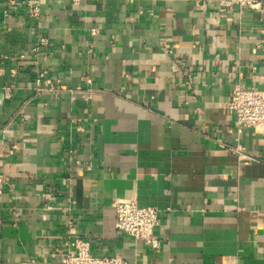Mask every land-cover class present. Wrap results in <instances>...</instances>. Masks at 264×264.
<instances>
[{
    "label": "crops",
    "instance_id": "crops-1",
    "mask_svg": "<svg viewBox=\"0 0 264 264\" xmlns=\"http://www.w3.org/2000/svg\"><path fill=\"white\" fill-rule=\"evenodd\" d=\"M23 1L0 0V264H62L73 235L135 264H264V132L238 158L226 106L264 87V8ZM122 198L158 209V249L116 231Z\"/></svg>",
    "mask_w": 264,
    "mask_h": 264
},
{
    "label": "built area",
    "instance_id": "built-area-1",
    "mask_svg": "<svg viewBox=\"0 0 264 264\" xmlns=\"http://www.w3.org/2000/svg\"><path fill=\"white\" fill-rule=\"evenodd\" d=\"M79 1L82 0H71L72 3ZM23 3L27 7L29 16L38 15L37 3L28 0L23 1ZM216 4L221 11H226L234 6L240 9L260 10L264 8V3L260 0H216ZM39 41L40 43L46 42L45 38H40ZM33 51L37 52L38 49L34 48ZM21 57L23 56L21 55ZM45 74L46 70L42 69L35 79V91L38 94L56 91V85ZM71 91L73 93L85 92L81 86H76ZM226 106L233 114L235 146L230 149L238 158H245L247 155L240 147L243 131L252 129L257 133L264 132V87H243L239 83H235L232 97ZM111 205L115 213L114 227L118 233L130 236L150 250H156L160 247V239L154 232L155 227L159 224V214L156 207L139 206L136 201L124 198L113 201ZM66 225L69 227L71 223L68 221ZM69 231L68 229L67 233ZM66 247V251L60 257L62 264H135L116 254H94L91 251L89 241L79 235H73L67 241Z\"/></svg>",
    "mask_w": 264,
    "mask_h": 264
}]
</instances>
